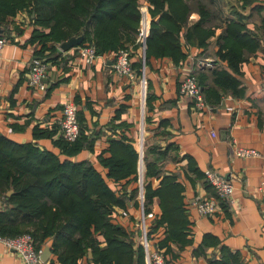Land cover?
Returning <instances> with one entry per match:
<instances>
[{
  "label": "crops",
  "instance_id": "1",
  "mask_svg": "<svg viewBox=\"0 0 264 264\" xmlns=\"http://www.w3.org/2000/svg\"><path fill=\"white\" fill-rule=\"evenodd\" d=\"M144 3L148 4L146 0ZM214 3L217 20L222 24L205 45L188 42L183 31L175 56H149L145 70L147 96L141 102L138 80L114 72V52H107L88 65L79 54L81 45L62 50L57 43L54 48L44 50L41 56L48 60L45 61L38 55L41 44L32 41L31 19H24L17 28L0 26V35L7 38L0 54V134L18 143L38 145L61 160H87L117 194L130 195L139 185L137 196L130 197L124 208L116 206L112 216L115 222L136 234L141 183L121 185L108 179V169L101 164L100 156L109 155L111 138L129 139L140 153L145 151L148 141L162 145L169 142L174 147L164 162L163 174H176L183 185L191 242L181 246L169 241L161 250L165 257L173 264H264V159L238 157L234 151L236 142L264 153V27H260L264 0H251L252 4L243 8V2L237 0ZM255 6L260 11H254ZM238 10L246 16L256 13L247 20L260 37V45L235 70L219 56L218 36L225 22ZM199 18L194 12L189 21L193 24ZM132 58L136 66L140 58L137 54ZM39 61L48 63L44 89L30 86L27 78L31 66ZM189 74H197L203 85L206 105L202 108L195 99L180 92V85ZM223 74L234 83L222 89ZM66 101L75 103L86 134L94 138L93 148H84L71 156L63 154L56 145L61 138L57 122ZM144 163L141 162L142 172L145 166L147 169ZM208 171H217L233 181L236 202L215 215L203 216L190 202L213 195L204 180ZM152 181L155 187L159 186L158 179ZM142 191L145 196V186ZM154 199L148 214L149 225L161 213V199ZM45 246L50 247V242L42 248ZM226 250L232 255L221 263ZM89 253L79 264H96L90 260L93 253ZM51 257L52 254L42 264H49ZM0 264H23V261L0 242Z\"/></svg>",
  "mask_w": 264,
  "mask_h": 264
},
{
  "label": "trees",
  "instance_id": "2",
  "mask_svg": "<svg viewBox=\"0 0 264 264\" xmlns=\"http://www.w3.org/2000/svg\"><path fill=\"white\" fill-rule=\"evenodd\" d=\"M146 1L152 17L146 38L147 62L151 55L175 56L180 50L183 31H186L188 42L205 45L215 34V28L222 24L217 20L215 0ZM237 1L243 2L242 8L251 3V0ZM142 2L0 0V24L17 11L27 10L34 26L32 41L41 44L38 50L41 58L48 47L54 48L55 44L70 36L79 35L82 36L79 45L94 43L98 54L117 53L129 46L135 49L140 46L137 36L141 27ZM257 9L260 11L259 6L254 7V11ZM194 12L200 18L191 24L189 19ZM253 14L256 13L246 16L238 10L225 22L218 36V54L235 70H238L240 61L260 45V37L248 26L247 17L249 19ZM260 27H264V18ZM133 66L141 77L143 63L140 61ZM220 81L222 89L234 83L224 74ZM199 84L203 87L200 81ZM149 99L150 93L148 103ZM78 122L80 133L77 139L68 142L61 137L56 141L67 156L84 148H93L94 138L86 134L79 116ZM173 147L169 142L162 145L148 141L144 151L147 216L154 198L161 199V213L149 225L148 233L151 249L160 251L169 241L181 246L191 242L183 185L177 181L176 174H163L164 162L170 158ZM108 152V156H100L101 164L108 169L107 178L121 185L124 182L138 184L141 153L133 142L111 138ZM152 178L160 181L158 187L154 186ZM204 180L213 191L210 197H216L217 192L207 179V172ZM9 190H12L10 194ZM138 191L139 185L130 195L117 194L104 175L87 160H61L57 154L38 145L18 143L0 134V235L15 237L27 232L33 237L37 249L50 242L52 257L49 264H79L88 258L90 251L93 253L90 260L96 264H146L147 252L138 235L112 217L115 207H126L129 198L137 196ZM222 205L223 208L230 206L226 201ZM230 255L228 250L224 251L219 261L226 263L225 258Z\"/></svg>",
  "mask_w": 264,
  "mask_h": 264
},
{
  "label": "built area",
  "instance_id": "3",
  "mask_svg": "<svg viewBox=\"0 0 264 264\" xmlns=\"http://www.w3.org/2000/svg\"><path fill=\"white\" fill-rule=\"evenodd\" d=\"M140 10L143 12L141 17V27L138 32L137 41L140 44L139 48L135 49L133 46L126 47L121 49L114 54V59L112 60V67L114 72L118 76L128 77L131 80H138L141 78L142 84L145 87L148 79L145 73L146 70V58H145V49L147 44V36L150 28V23L148 20V25H146V18L149 16V5L141 4ZM151 21V20H150ZM7 38L5 35H0V54L3 46L6 44ZM79 54L84 58L87 64H93L98 57H104V54H98L97 47L94 43H89L86 45H81L79 47ZM137 54L142 60V76L140 77L134 66L132 55ZM204 64V61H200ZM48 63L45 61L36 62L31 66L28 73V82L32 87H38L40 89L45 88L44 77L46 75ZM180 92L184 95L195 99L197 106L200 108L206 105L204 101L203 91L199 84L197 74H189L183 80ZM58 130H60L61 137L68 141L73 142L79 136V122H78V112L75 103L72 101H66L62 104L61 108V117L58 122ZM235 143V155L242 158H251L253 157H262L264 159V153L260 152L256 148H246ZM207 179L215 188L217 195L216 197H205L194 199L190 202L191 206L196 208L197 211L203 215H215L220 212L223 208L222 202L226 201L233 206L236 202V197H234L235 185L233 181L228 177L220 174L217 171H208ZM141 191L139 193L140 207L136 215L138 219V224L140 227V236L139 241L145 247L147 252L146 264H173L170 262L159 249H151V242L149 240V222L148 216L145 214V199L142 188L144 186V181H140ZM0 242L5 244L7 249L19 255L23 261V264H42V251L43 248H35L33 237L27 232L22 233L21 235L15 237H7L0 235Z\"/></svg>",
  "mask_w": 264,
  "mask_h": 264
},
{
  "label": "rangeland",
  "instance_id": "4",
  "mask_svg": "<svg viewBox=\"0 0 264 264\" xmlns=\"http://www.w3.org/2000/svg\"><path fill=\"white\" fill-rule=\"evenodd\" d=\"M143 3V2H142ZM141 7V6H140ZM223 7V6H222ZM142 11H141V17H142ZM33 16V15H32ZM149 16H150V18L148 19L149 20V22H151L150 20L152 19V17H151V14H150V10H149ZM30 19L31 18V16H30V14H29V12L27 11V10H20V11H17L16 12V14H14V15H11V16H8L6 19H5V22H3V23H1L0 24V26H1V28H3V29H7V28H9L10 26L9 25H11V26H14V27H19L20 26V24H22V21L24 20V19ZM150 29H151V23H150V28H149V32L148 33H150ZM149 35V34H148ZM147 50V49H146ZM146 55V54H145ZM146 57V56H145ZM142 59V58H141ZM140 59V61L142 62V60ZM138 85H139V93H140V102H141V99L142 98H145L146 96H147V92L145 93V89H146V87L144 86V84H142V80H141V78H139L138 79ZM148 84H146V86H147ZM147 91V90H146ZM138 131H139V137H138V142L140 141V132H141V128L140 129H138ZM137 145L139 146V143H137ZM139 148H140V146H139ZM140 163V162H139ZM145 164V163H144ZM146 165V164H145ZM140 168H141V165H140ZM140 170L141 169H139V174H140ZM145 170H146V166H145ZM145 170L143 171V173L145 172ZM145 174V173H144ZM140 177H141V175H139V179H140ZM139 181H141V180H139ZM143 181H144V178H143ZM142 182V181H141ZM145 182V181H144ZM138 232H137V234H138V240H139V236H140V234H139V232H140V227H139V224H138Z\"/></svg>",
  "mask_w": 264,
  "mask_h": 264
},
{
  "label": "water",
  "instance_id": "5",
  "mask_svg": "<svg viewBox=\"0 0 264 264\" xmlns=\"http://www.w3.org/2000/svg\"><path fill=\"white\" fill-rule=\"evenodd\" d=\"M81 40H82V36H70V38H68V39H66L60 43V48L62 50H68V49H70V47L79 45L81 43ZM146 49H147V44H146ZM146 49H145V54H146ZM145 91H146V89H145ZM142 161L144 162V151L143 150L141 151V156H140V165L141 166H142V164H141ZM140 175H141L140 180L142 178L141 181H143L144 173L142 172V170H140ZM143 188H144V186H143ZM11 192H12V190H9L8 194H10ZM41 254H42V256H41L42 260L46 261L51 255L50 254V247L45 246Z\"/></svg>",
  "mask_w": 264,
  "mask_h": 264
},
{
  "label": "bare ground",
  "instance_id": "6",
  "mask_svg": "<svg viewBox=\"0 0 264 264\" xmlns=\"http://www.w3.org/2000/svg\"><path fill=\"white\" fill-rule=\"evenodd\" d=\"M145 20H146V21H145V22H146V25H148V23H149V22H148V18H146Z\"/></svg>",
  "mask_w": 264,
  "mask_h": 264
}]
</instances>
